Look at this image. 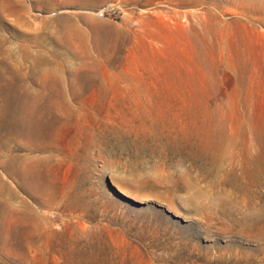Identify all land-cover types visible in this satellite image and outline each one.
Segmentation results:
<instances>
[{"label":"rangeland","instance_id":"rangeland-1","mask_svg":"<svg viewBox=\"0 0 264 264\" xmlns=\"http://www.w3.org/2000/svg\"><path fill=\"white\" fill-rule=\"evenodd\" d=\"M0 232L38 236L0 264H264V0H0Z\"/></svg>","mask_w":264,"mask_h":264},{"label":"bare ground","instance_id":"bare-ground-1","mask_svg":"<svg viewBox=\"0 0 264 264\" xmlns=\"http://www.w3.org/2000/svg\"><path fill=\"white\" fill-rule=\"evenodd\" d=\"M173 14L169 17V20H171V21H173L174 22V24L173 25H175V26H177V27H181V24H180V18L181 17H187L186 15H187V12L185 11V12H180L179 10L177 11H173L172 12ZM184 19V18H183ZM183 19H181V20H183ZM183 25V24H182ZM14 125H15V127H16V129H18V122H17V120H16V122L14 123ZM17 157L19 156V154L18 155H16ZM8 189H9V187H8ZM175 190V189H174ZM9 194H11V192H9ZM194 195V194H193ZM193 195H192V197H193ZM189 196V195H188ZM190 197V196H189ZM195 204V203H194ZM37 237L38 236H36L35 234H28V235H25V236H23V235H17V234H5V235H3L1 232H0V247H1V244H4V245H6V246H8V245H13V246H15V247H23L24 246V244H23V242H26V243H29L30 242V244H31V242H33L34 243V241H36V239H37ZM41 237V236H40ZM35 244V243H34ZM0 254H1V252H0ZM1 261V260H0ZM14 264V263H13Z\"/></svg>","mask_w":264,"mask_h":264}]
</instances>
